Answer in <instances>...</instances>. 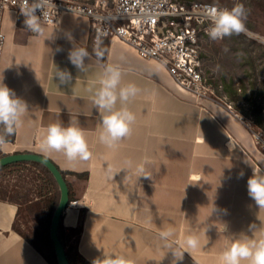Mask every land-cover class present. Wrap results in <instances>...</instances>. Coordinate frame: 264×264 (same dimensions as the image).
<instances>
[{
  "label": "crops",
  "instance_id": "crops-1",
  "mask_svg": "<svg viewBox=\"0 0 264 264\" xmlns=\"http://www.w3.org/2000/svg\"><path fill=\"white\" fill-rule=\"evenodd\" d=\"M42 26L45 34L37 36L18 23L15 9L1 15L6 42L0 81L28 110L13 135H5L2 125L0 135L9 152L43 154L66 172L74 199L59 232L68 244L70 235L73 241L78 238L77 250L91 264L108 255L123 256L131 264H172L165 243L183 245L192 235L198 246L177 264H221L220 256L233 240L264 236V208L247 190L253 171L264 173V153L234 110L195 99L162 65L140 58L120 40L91 42L85 15L66 12L57 24ZM73 47L89 53L83 71L68 60ZM109 64L120 67L122 86L140 89L127 104L136 117L132 134L115 148L99 142L101 117L92 102ZM57 67L72 74L70 85L55 79ZM71 118L78 121L92 153L87 161L69 163L63 153L41 149L47 126L67 127ZM137 165L148 178L139 177ZM18 216V202L0 197V264H50L17 228ZM168 229L173 236L166 242L160 233Z\"/></svg>",
  "mask_w": 264,
  "mask_h": 264
},
{
  "label": "clouds",
  "instance_id": "clouds-1",
  "mask_svg": "<svg viewBox=\"0 0 264 264\" xmlns=\"http://www.w3.org/2000/svg\"><path fill=\"white\" fill-rule=\"evenodd\" d=\"M51 3L52 0H22L20 13L24 17V26L37 36H44L45 34L41 17L44 15V8L50 6ZM201 15L203 20L210 23L207 35L213 41L247 32L245 24L247 13L242 3L236 4L230 9L211 5L205 6ZM56 51L60 52L62 49L58 47ZM240 55L242 53H237V56ZM88 56L87 49L73 47L68 53V60L77 71H83ZM97 56H102V53L97 52ZM54 76L61 86L70 85L73 79L72 74L67 69L62 70L59 67H57ZM121 81L120 67L112 64L107 65L100 76L99 87L95 90L92 100L94 108L101 117L102 130L99 135V142L109 148H115L119 141L132 134V125L136 119L134 113L128 109L127 104L137 96L140 89L135 84L122 86ZM118 104L119 107H117ZM27 110V104L0 81V125L3 126L5 135L14 134L15 128L19 126L21 118ZM5 135H0V145L6 142ZM41 149L45 153L51 151L63 153L69 163L76 160L87 161L92 155L76 118H71L67 127L60 123L48 125L41 142ZM125 165L130 169L133 162L125 161ZM108 171L109 174L112 173L111 168ZM135 171L139 177H149L145 174L142 165H137ZM247 190L249 197L255 201V204L259 208H264V173L253 171V175L247 180ZM250 230H253L252 226ZM172 236V229L160 233L161 240L166 242ZM198 243L197 237L190 235L183 245H180L179 241H173L165 243L164 246L172 252L174 257L172 264H177L178 261L183 260L184 253L189 252L188 249H195ZM174 244L177 247H174ZM220 260L221 264H242L244 261H247V264H264V236L258 239L245 237L233 240L231 245L222 252ZM92 264H131V261L123 256L108 255L95 259Z\"/></svg>",
  "mask_w": 264,
  "mask_h": 264
},
{
  "label": "built area",
  "instance_id": "built-area-1",
  "mask_svg": "<svg viewBox=\"0 0 264 264\" xmlns=\"http://www.w3.org/2000/svg\"><path fill=\"white\" fill-rule=\"evenodd\" d=\"M21 3L22 0H0V19L6 9L19 12ZM210 5L227 8L201 0H52L41 19L42 25H55L66 12L85 15L95 42L102 38L120 40L140 58L162 65L176 85L195 99L213 101L214 91L204 67L210 23L201 15L205 6ZM5 42L6 35L0 30V71ZM228 109L233 110L231 105ZM235 115L241 119L238 113ZM243 122L264 153V134L253 129L249 120ZM6 144L0 145V156L13 153Z\"/></svg>",
  "mask_w": 264,
  "mask_h": 264
},
{
  "label": "rangeland",
  "instance_id": "rangeland-1",
  "mask_svg": "<svg viewBox=\"0 0 264 264\" xmlns=\"http://www.w3.org/2000/svg\"><path fill=\"white\" fill-rule=\"evenodd\" d=\"M201 1L213 2L229 9L241 3L245 7L247 32L219 41L207 40L204 67L208 82L214 91L212 98L227 108L231 105V109L238 113L244 125L243 120H249L253 129L264 134V128H259L255 123L254 106L249 102H241L238 105L230 92L231 90L237 91L238 94L251 95L255 79L258 78L259 85L264 81V0ZM237 53L242 55L237 56ZM258 100L263 104L264 115V100L261 97ZM249 132L254 138L253 133L250 130ZM44 177L43 170L32 164H14L0 170V195H6L19 204L17 228L43 248V238L50 227L49 200L58 192V187L51 185L43 190L44 194L40 193L39 188ZM62 228L61 223V232ZM70 238L72 244L74 238L71 235Z\"/></svg>",
  "mask_w": 264,
  "mask_h": 264
},
{
  "label": "trees",
  "instance_id": "trees-1",
  "mask_svg": "<svg viewBox=\"0 0 264 264\" xmlns=\"http://www.w3.org/2000/svg\"><path fill=\"white\" fill-rule=\"evenodd\" d=\"M23 21H24V17L21 15V13L19 11L18 12V23L20 25H24ZM239 35H243V33L239 34ZM235 36L237 37L238 35H235V34L232 35V37H235ZM93 40H94V36L92 34L91 42H93ZM258 85H259V82H258V78H257L253 82V89H252L253 92L251 95H246V94L242 95V94H238L237 91H231V90H230V92L232 95V99L234 101H236V103L238 105L241 102H249L251 105L254 106V108H255L254 111L256 113L255 123L257 124V126L259 128H264L263 104L261 103V101L258 100L259 97H261V99L264 100V81H262L259 86ZM14 164H17V165L18 164H32V165L37 166L43 170V172L45 173V177L43 178V180H42L43 183L40 185V188H39L40 189L39 191L41 194H44L45 192H43V190L46 189L47 187H50L51 185H53V186L56 185L58 187L57 195H55L53 198H51L49 200V208L48 209H49V214H50V226H51V220H52L54 211H55L56 207L58 206L60 198H61L60 185H59L58 181L56 180L54 174L51 172V170L46 165L42 164L41 162H37V161H33V160L12 162V163H9L7 165L1 166L0 170L3 168H6L8 166L14 165ZM61 171L66 178V172L62 169H61ZM79 175H86V174L81 173ZM46 193H47V191H46ZM0 197L2 199H8V200L14 201L13 199L7 198L6 195H0ZM73 199H74V197L71 195V192H70V201ZM80 229H81V225L79 224V227L77 228V230H80ZM59 236H60V238H61V240L65 246L66 253H67L70 264H91L89 261H87L78 252L77 245H76L78 238H76L72 244H68V242L66 241V239L63 237V235L60 232H59ZM26 238L35 246V248H37L38 251H40L43 254V256H45V258L49 261L50 264H59L57 254L55 251V247H54V243L51 239L50 227L48 228V231L46 232V235L43 238L44 239L43 240L44 248L39 243H37L35 240L29 238L28 236H26Z\"/></svg>",
  "mask_w": 264,
  "mask_h": 264
},
{
  "label": "water",
  "instance_id": "water-1",
  "mask_svg": "<svg viewBox=\"0 0 264 264\" xmlns=\"http://www.w3.org/2000/svg\"><path fill=\"white\" fill-rule=\"evenodd\" d=\"M25 160H33L46 165L54 174L60 185L61 198L51 220L50 234L59 264H70L65 246L59 236V227L61 225L63 213L71 202L69 184L59 166L51 158L33 151H17L2 155L0 156V167L12 162Z\"/></svg>",
  "mask_w": 264,
  "mask_h": 264
},
{
  "label": "bare ground",
  "instance_id": "bare-ground-1",
  "mask_svg": "<svg viewBox=\"0 0 264 264\" xmlns=\"http://www.w3.org/2000/svg\"><path fill=\"white\" fill-rule=\"evenodd\" d=\"M6 146H8V145L6 144Z\"/></svg>",
  "mask_w": 264,
  "mask_h": 264
}]
</instances>
